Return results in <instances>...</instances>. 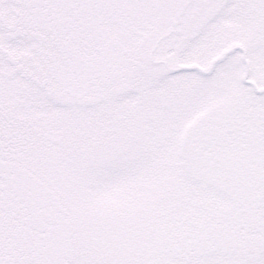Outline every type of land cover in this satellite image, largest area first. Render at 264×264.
I'll list each match as a JSON object with an SVG mask.
<instances>
[{"label":"snow or ice","instance_id":"snow-or-ice-1","mask_svg":"<svg viewBox=\"0 0 264 264\" xmlns=\"http://www.w3.org/2000/svg\"><path fill=\"white\" fill-rule=\"evenodd\" d=\"M0 264H264V0H0Z\"/></svg>","mask_w":264,"mask_h":264}]
</instances>
